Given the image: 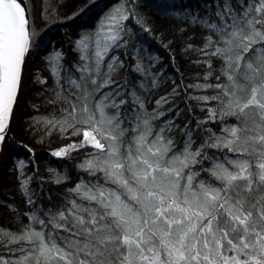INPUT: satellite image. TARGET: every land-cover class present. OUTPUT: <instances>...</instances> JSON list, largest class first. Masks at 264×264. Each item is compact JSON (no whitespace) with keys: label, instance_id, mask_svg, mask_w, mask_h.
Masks as SVG:
<instances>
[{"label":"snow or ice","instance_id":"snow-or-ice-1","mask_svg":"<svg viewBox=\"0 0 264 264\" xmlns=\"http://www.w3.org/2000/svg\"><path fill=\"white\" fill-rule=\"evenodd\" d=\"M73 24L69 56L44 33ZM36 84L47 114L25 119ZM14 129L64 141L50 156L76 175L27 174ZM16 150L0 264H264V0H0V159Z\"/></svg>","mask_w":264,"mask_h":264},{"label":"trees","instance_id":"trees-1","mask_svg":"<svg viewBox=\"0 0 264 264\" xmlns=\"http://www.w3.org/2000/svg\"><path fill=\"white\" fill-rule=\"evenodd\" d=\"M80 2L81 0H68L69 9L77 6ZM115 2H118V0H103V3L107 5H111ZM35 7L37 8L39 7V0H35ZM141 11L146 12L149 16L153 18V22L159 30L165 31L167 35H171V28L174 24V21L161 18L159 15L156 14L154 10H149L148 8L142 7ZM96 19H98V15L96 12H94L92 13V20L89 22L88 27H93L94 21ZM127 23L131 24L134 29L139 31L138 26L135 25L133 21L129 20ZM77 33H78V26L75 24H73V26L69 29V32L67 34L63 30V25H52V27L46 33H44V35L48 36V38L52 40L57 50L62 49L64 52L69 53V56H76L77 55L76 53L70 52L72 44L68 37L72 36L75 38L77 37ZM189 34H192V30H190ZM140 39L143 40L144 46L147 47L153 55H158L160 57H163V62L168 63V53L158 43L151 40L147 33H143ZM53 44H49L48 48L44 50L41 53V55H47L49 52H51L53 48ZM193 56H195L194 53ZM68 58H69L68 56L65 57L66 60ZM132 63L134 64V61H132ZM44 64H45L44 61L38 60V62L34 66V70H39L41 72V75L48 78L49 83H51V77L47 69L44 67ZM158 66L159 65H157V67ZM169 71H171V68H169ZM29 88L32 92L33 101L41 106L40 111L34 112L31 108H27L25 112L21 113V115H23L25 119H28L32 115H37V116L46 115L47 109L42 104V97L39 95L41 91V86L39 84H36V85H30ZM197 114L201 116L204 115L199 113L198 110H197ZM14 133L17 135L18 140H27L29 143L33 144L34 146L36 158L34 164H29L28 167L25 168V172L27 174L31 175V173L35 171V168L38 165L40 169V174L44 178H47L50 175V173L47 172V169L49 167L56 168L61 173V175H63L65 169L64 167H62V164L66 163L68 169L71 170L69 175L72 177L76 175V170H75L76 160L61 162L57 158L50 156V151L59 146H62V144L65 143L64 141H60L56 136H53L51 140L46 138L43 144H39L36 143L34 140H32L27 134H21L20 129H14ZM13 157L25 159L26 161L28 160V155L23 151L16 150V151H11L9 153L6 170L2 174L0 181V201H4L15 205L17 208L24 209L26 205L19 192V181L17 179V174L16 172L13 171V164H14ZM31 187L33 188L38 187V181L36 180V178H33L31 182ZM24 219L26 220V217ZM0 227L13 231L16 230L17 227H19V225L16 223V214L9 211L6 207H4L3 204H0ZM0 254H3L5 258L11 259V257L8 256L6 250H4L2 247H0ZM17 255H19V253H17Z\"/></svg>","mask_w":264,"mask_h":264},{"label":"bare ground","instance_id":"bare-ground-1","mask_svg":"<svg viewBox=\"0 0 264 264\" xmlns=\"http://www.w3.org/2000/svg\"><path fill=\"white\" fill-rule=\"evenodd\" d=\"M18 115H21V113L20 114H18ZM7 158H8V155L7 156H5L3 159H2V161H1V167H0V169L2 170L3 169V167L5 166V163H6V160H7Z\"/></svg>","mask_w":264,"mask_h":264},{"label":"water","instance_id":"water-1","mask_svg":"<svg viewBox=\"0 0 264 264\" xmlns=\"http://www.w3.org/2000/svg\"><path fill=\"white\" fill-rule=\"evenodd\" d=\"M1 161H2V159H0V167H1ZM5 164H6V163H5ZM4 171H5V170H1V169H0V176H2V174L4 173ZM0 181H1V180H0Z\"/></svg>","mask_w":264,"mask_h":264},{"label":"rangeland","instance_id":"rangeland-1","mask_svg":"<svg viewBox=\"0 0 264 264\" xmlns=\"http://www.w3.org/2000/svg\"><path fill=\"white\" fill-rule=\"evenodd\" d=\"M5 167H6V165L3 167V169H2V170H5ZM0 179H1V176H0Z\"/></svg>","mask_w":264,"mask_h":264}]
</instances>
